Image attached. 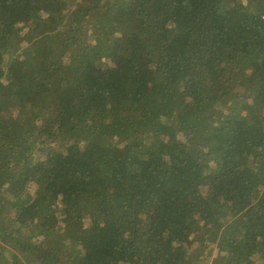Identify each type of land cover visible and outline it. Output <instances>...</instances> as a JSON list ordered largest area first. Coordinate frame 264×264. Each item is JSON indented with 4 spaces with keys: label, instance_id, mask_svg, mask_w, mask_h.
<instances>
[{
    "label": "trees",
    "instance_id": "obj_1",
    "mask_svg": "<svg viewBox=\"0 0 264 264\" xmlns=\"http://www.w3.org/2000/svg\"><path fill=\"white\" fill-rule=\"evenodd\" d=\"M264 0H0V264H264Z\"/></svg>",
    "mask_w": 264,
    "mask_h": 264
},
{
    "label": "rangeland",
    "instance_id": "obj_2",
    "mask_svg": "<svg viewBox=\"0 0 264 264\" xmlns=\"http://www.w3.org/2000/svg\"><path fill=\"white\" fill-rule=\"evenodd\" d=\"M263 111H264V109H263Z\"/></svg>",
    "mask_w": 264,
    "mask_h": 264
}]
</instances>
